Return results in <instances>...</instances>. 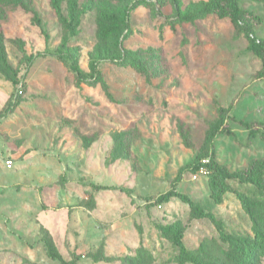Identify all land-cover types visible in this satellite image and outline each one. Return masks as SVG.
Returning a JSON list of instances; mask_svg holds the SVG:
<instances>
[{
    "label": "rangeland",
    "instance_id": "374dc122",
    "mask_svg": "<svg viewBox=\"0 0 264 264\" xmlns=\"http://www.w3.org/2000/svg\"><path fill=\"white\" fill-rule=\"evenodd\" d=\"M204 1L0 0V264H60L44 242L78 264H193L162 232L171 223L201 260L236 264L231 247L254 236L236 192L257 223L264 199L230 180L216 202L189 167L214 155L233 171L264 156L238 122L264 131L262 62L248 46L264 37V0H235L252 12L248 32L213 14L175 19ZM220 107L234 135L211 140ZM174 179L202 216L177 197L156 201Z\"/></svg>",
    "mask_w": 264,
    "mask_h": 264
},
{
    "label": "trees",
    "instance_id": "16d2710c",
    "mask_svg": "<svg viewBox=\"0 0 264 264\" xmlns=\"http://www.w3.org/2000/svg\"><path fill=\"white\" fill-rule=\"evenodd\" d=\"M61 0H51L54 7H58ZM213 14L217 18H228L232 23L237 24L239 21L243 22L242 28L248 32L250 30V21L252 19V12L241 8L235 0H206L203 2L202 6L196 13H182L176 15L177 21H191L198 16H205ZM120 20L123 22L125 27H128V10H125L121 16ZM249 49L253 54L259 57L262 62V75L264 76V37L256 41L254 37L250 38ZM59 57H67L70 59L71 66L77 71V74L81 75V70L78 67L75 58L68 54L57 51ZM31 57H28L30 62ZM125 63V62H124ZM130 65L138 69V66L129 61ZM91 66L96 69L95 63H91ZM19 82V79H15L14 83ZM227 107L219 108V118L216 119L215 124L211 127V131L208 135L209 139H213L217 133L224 132L226 134L234 135L233 131L228 126L223 125L224 112L226 113ZM241 125L249 129L247 138L251 140L256 135H259L261 139L264 140V131H259L254 127V123L239 120ZM264 124V123H262ZM205 158V157H202ZM199 158L196 162L192 163L189 167V172H193L199 165ZM209 161L206 164L209 168V175L207 176L209 190L211 197L216 201H221L223 195L227 191H234L231 187L230 180H234L239 183H246L252 185V187L260 193L264 199V156L262 158H256L248 162V164L238 170L230 171L225 166L217 163L214 159V155L208 157ZM177 179V178H176ZM176 179L172 182L171 186L163 193L156 197L157 202H168L170 198L177 197L181 201L187 203L190 207L191 213L195 217H200L203 215L201 209L197 204L190 199L187 195L179 192L176 189ZM94 187H103L98 184H93ZM236 196L239 199L242 208L248 213L251 219L254 220L253 223V239L247 242L245 246L233 245L230 250V257L234 260L236 264H252L253 255L256 249H262L264 251V220L257 223V218H255V202L251 201L249 197L241 192H236ZM162 232L170 235L173 243L177 246L179 251V259L181 262H191L193 264H211L206 261L201 260L196 254L190 252L186 249L182 240V230L180 226L176 223H171L163 225L160 227ZM44 248L46 255L52 259H56L60 264H78L76 259L66 260L59 253L55 252L51 246L44 242Z\"/></svg>",
    "mask_w": 264,
    "mask_h": 264
},
{
    "label": "built area",
    "instance_id": "2783aa9c",
    "mask_svg": "<svg viewBox=\"0 0 264 264\" xmlns=\"http://www.w3.org/2000/svg\"><path fill=\"white\" fill-rule=\"evenodd\" d=\"M256 41H259L258 38L254 37ZM209 161V158L205 157L200 160L199 165L196 167V169L191 173L192 180L198 179L199 177H206L209 175V168L206 165ZM4 165L7 168H11L13 165V161L11 158H6L4 160Z\"/></svg>",
    "mask_w": 264,
    "mask_h": 264
},
{
    "label": "crops",
    "instance_id": "0c3cea01",
    "mask_svg": "<svg viewBox=\"0 0 264 264\" xmlns=\"http://www.w3.org/2000/svg\"><path fill=\"white\" fill-rule=\"evenodd\" d=\"M8 158V157H7ZM10 158V157H9ZM13 161V160H12ZM14 164V163H13ZM6 167V166H5ZM7 168V167H6ZM1 175V174H0Z\"/></svg>",
    "mask_w": 264,
    "mask_h": 264
}]
</instances>
